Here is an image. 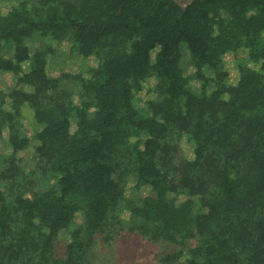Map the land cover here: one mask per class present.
Masks as SVG:
<instances>
[{"label": "trees", "instance_id": "1", "mask_svg": "<svg viewBox=\"0 0 264 264\" xmlns=\"http://www.w3.org/2000/svg\"><path fill=\"white\" fill-rule=\"evenodd\" d=\"M108 227L264 264V0H0V264H84Z\"/></svg>", "mask_w": 264, "mask_h": 264}, {"label": "rangeland", "instance_id": "2", "mask_svg": "<svg viewBox=\"0 0 264 264\" xmlns=\"http://www.w3.org/2000/svg\"><path fill=\"white\" fill-rule=\"evenodd\" d=\"M35 47V46H34ZM32 47V48H34ZM61 52L59 57L52 63V71L59 76L62 71L73 72L81 64V59L71 52V47L66 42H60L56 46ZM200 86L198 81L193 83ZM154 94H148L147 89L138 96V104L145 105ZM25 161L30 162L33 156L31 150L21 153ZM116 228L119 226L115 223ZM112 237L106 240V235ZM180 247L169 243H156L144 239L138 232L130 233L127 229L122 233H113L108 227L105 233L96 237L94 245L87 256L84 264H162L161 256L175 252Z\"/></svg>", "mask_w": 264, "mask_h": 264}, {"label": "water", "instance_id": "3", "mask_svg": "<svg viewBox=\"0 0 264 264\" xmlns=\"http://www.w3.org/2000/svg\"><path fill=\"white\" fill-rule=\"evenodd\" d=\"M182 9H186L192 5L196 0H174Z\"/></svg>", "mask_w": 264, "mask_h": 264}]
</instances>
